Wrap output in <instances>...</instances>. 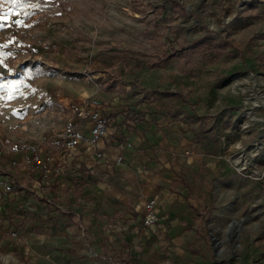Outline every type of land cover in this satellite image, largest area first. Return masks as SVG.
Returning a JSON list of instances; mask_svg holds the SVG:
<instances>
[{
	"label": "rangeland",
	"instance_id": "obj_1",
	"mask_svg": "<svg viewBox=\"0 0 264 264\" xmlns=\"http://www.w3.org/2000/svg\"><path fill=\"white\" fill-rule=\"evenodd\" d=\"M0 25V264H264V0H0ZM84 99L178 135L156 223L11 168Z\"/></svg>",
	"mask_w": 264,
	"mask_h": 264
},
{
	"label": "crops",
	"instance_id": "obj_2",
	"mask_svg": "<svg viewBox=\"0 0 264 264\" xmlns=\"http://www.w3.org/2000/svg\"><path fill=\"white\" fill-rule=\"evenodd\" d=\"M103 107L113 120L109 135L99 141L92 154L74 159L76 166H89L93 173L86 171L83 177L78 172L73 180L80 178L87 182L86 195L100 205L106 203L118 209L133 205L139 209L147 201L155 199L156 207H160L171 196L169 186L180 172L176 167L177 152L180 150L175 146L178 135L168 137L165 126L159 121L153 123L155 118L149 119V114L145 117L142 114L143 122L135 121L137 116L134 117L129 110L132 107L118 110L108 105ZM139 109L143 113L150 112L146 104L139 105ZM81 133L87 136L89 125L81 127ZM128 143L132 145L128 146ZM99 151L104 154V160L95 156ZM120 155L124 157L121 165L113 167L106 163L107 159L114 160ZM8 209L9 206L4 204L0 214H5ZM159 211V208L156 209V212ZM172 231L174 234L178 232Z\"/></svg>",
	"mask_w": 264,
	"mask_h": 264
},
{
	"label": "built area",
	"instance_id": "obj_3",
	"mask_svg": "<svg viewBox=\"0 0 264 264\" xmlns=\"http://www.w3.org/2000/svg\"><path fill=\"white\" fill-rule=\"evenodd\" d=\"M66 105L69 123L58 134L53 129L54 135L59 136L62 145L58 153L44 154L39 146L28 144L19 151L21 156L17 154L19 155L18 158L15 155L9 156L11 168L19 167L22 177L26 178L28 175L30 176L31 172H35L39 174V178L43 181L54 180L56 185H59L69 175L74 176L78 172L83 173L86 171L89 174L93 173L89 166H76L74 159L83 154H92L99 141L109 135L113 120L105 113L102 104L93 102L90 99L69 101ZM86 125H89V133L87 136H83L81 127ZM131 145V143H128V146ZM15 152L18 153V151ZM95 156L100 160L105 159L104 154L100 151L96 152ZM123 162L124 157L120 155L114 160L107 159L106 163L115 167ZM74 168H77L78 171ZM1 171L0 166V176L2 175L0 177V208L4 204H11L15 200V195H19L22 190L21 188L18 189L19 191L14 190L10 175L6 178V175ZM156 206L155 199H151L145 204L144 208L147 212L145 223L148 225L159 221V216L155 211ZM13 235L17 236V233L15 232Z\"/></svg>",
	"mask_w": 264,
	"mask_h": 264
},
{
	"label": "snow or ice",
	"instance_id": "obj_4",
	"mask_svg": "<svg viewBox=\"0 0 264 264\" xmlns=\"http://www.w3.org/2000/svg\"><path fill=\"white\" fill-rule=\"evenodd\" d=\"M3 25H0V27H2ZM0 47H2V46H0Z\"/></svg>",
	"mask_w": 264,
	"mask_h": 264
},
{
	"label": "water",
	"instance_id": "obj_5",
	"mask_svg": "<svg viewBox=\"0 0 264 264\" xmlns=\"http://www.w3.org/2000/svg\"><path fill=\"white\" fill-rule=\"evenodd\" d=\"M213 240H215V238Z\"/></svg>",
	"mask_w": 264,
	"mask_h": 264
}]
</instances>
